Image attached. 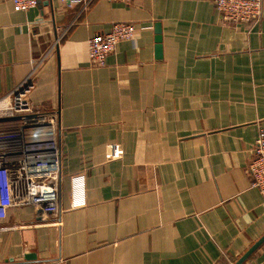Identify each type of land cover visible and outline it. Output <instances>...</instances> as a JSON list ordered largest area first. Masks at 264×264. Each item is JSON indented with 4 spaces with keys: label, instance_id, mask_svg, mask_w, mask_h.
Wrapping results in <instances>:
<instances>
[{
    "label": "crops",
    "instance_id": "1",
    "mask_svg": "<svg viewBox=\"0 0 264 264\" xmlns=\"http://www.w3.org/2000/svg\"><path fill=\"white\" fill-rule=\"evenodd\" d=\"M115 21L134 38L91 64L88 38ZM25 80L56 115L61 176L54 208L35 207L8 168L0 264H234L264 236L247 172L264 0L255 24L222 22L212 0H0V98ZM241 264H264V241Z\"/></svg>",
    "mask_w": 264,
    "mask_h": 264
},
{
    "label": "built area",
    "instance_id": "2",
    "mask_svg": "<svg viewBox=\"0 0 264 264\" xmlns=\"http://www.w3.org/2000/svg\"><path fill=\"white\" fill-rule=\"evenodd\" d=\"M40 0H11L16 10L34 8ZM63 1V0H62ZM85 2V0H71ZM124 3L130 0H107ZM224 23L255 24L262 13V0H212ZM143 28V27H142ZM135 24L115 21L106 32L87 40V55L93 65L102 66L120 41L135 36ZM26 80L0 98V121L13 127L0 141V182L7 179L8 168H16L14 178L21 193L20 204L54 208L61 176V155L56 136L55 113L35 110L26 98ZM249 186L264 199V129L260 128L251 148L247 167ZM6 217V204L0 201V220ZM52 264V263H42Z\"/></svg>",
    "mask_w": 264,
    "mask_h": 264
},
{
    "label": "water",
    "instance_id": "3",
    "mask_svg": "<svg viewBox=\"0 0 264 264\" xmlns=\"http://www.w3.org/2000/svg\"><path fill=\"white\" fill-rule=\"evenodd\" d=\"M157 32H159L157 30ZM158 41H159V36L157 37ZM159 49V46H158ZM264 241V236L261 237V239H259L236 263L234 264H241V262L262 242Z\"/></svg>",
    "mask_w": 264,
    "mask_h": 264
}]
</instances>
